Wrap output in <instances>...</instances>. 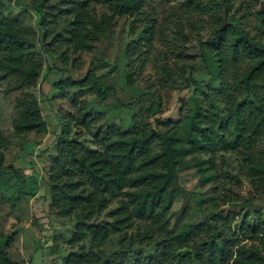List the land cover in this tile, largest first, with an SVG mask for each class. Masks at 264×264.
<instances>
[{
    "label": "trees",
    "instance_id": "1",
    "mask_svg": "<svg viewBox=\"0 0 264 264\" xmlns=\"http://www.w3.org/2000/svg\"><path fill=\"white\" fill-rule=\"evenodd\" d=\"M22 1L29 2L40 17L43 39L47 41L65 33L75 55L91 52L110 28L108 20L95 17L96 5L106 6L113 15L123 17L141 10L144 4V0H17V3ZM198 1L188 0L190 4ZM236 1L221 0L217 6L222 14L210 21L213 37L198 41L196 58L201 60L209 82L217 81L219 85L205 89L208 82L198 81L192 66L185 67L183 73L188 74L184 78L185 88L193 91L190 103H182L177 121L163 117L162 103L153 96L156 107L152 109L150 123L141 125L134 117L131 131L106 126L93 133L102 112L79 105L76 94L90 92L101 101L109 96L118 98L116 90L103 86V77L95 74V65L110 66L103 59H94L84 79L68 77L54 85L61 97L72 92V105L78 112L73 121L91 132L95 140V149L87 148L73 132L72 123L65 119L55 142L56 155L45 182L44 198L57 216L76 219L69 244L77 250L64 257L63 264H180L175 252L195 239L203 242L195 249V256L205 264L229 263L225 249L209 239L213 230L209 223L185 225L176 232L170 229V211L180 174L198 166L203 174L207 173L209 162L219 153L244 151L250 176L257 188L264 191V43L250 32L246 15L239 16L243 4L231 15ZM254 4L260 8L255 10L247 2L246 9L253 11L264 27V0H254ZM3 6L0 0V82L12 81L14 85L8 91L22 93L16 102L14 130L17 135L42 132L47 123L33 91L38 89L44 65L35 58L33 40L23 22L7 18ZM147 32L149 35L142 42L149 53L156 32L154 28ZM180 34L188 39L184 32ZM136 51L137 47L131 49L133 54ZM142 55L139 53V57ZM129 66L132 68V64ZM163 71L166 84L176 82L168 66ZM134 84V75L129 73L127 86ZM134 105L120 103L119 107L129 109ZM5 143L7 139L0 131V148ZM203 157L210 160L204 161ZM4 161V154L0 153V164ZM14 174L21 180L18 182H25L21 170L14 168ZM215 178L213 172L209 180ZM114 204L117 208L110 214L111 220L98 222ZM138 220L166 232V243L155 253L143 254L127 245L117 251L103 249L113 235L133 228ZM228 221L227 216L225 222ZM261 229V223H243L240 227L245 237L256 236ZM17 235L18 231L6 234L0 230V264H19L10 253ZM234 264H264V258L253 252Z\"/></svg>",
    "mask_w": 264,
    "mask_h": 264
},
{
    "label": "rangeland",
    "instance_id": "2",
    "mask_svg": "<svg viewBox=\"0 0 264 264\" xmlns=\"http://www.w3.org/2000/svg\"><path fill=\"white\" fill-rule=\"evenodd\" d=\"M2 2L7 18H18L23 22L33 40L35 58L44 65L38 89L33 93L40 101L47 128L42 132L17 135L14 130L16 102L22 93L8 91L14 82H0V131L7 139V143L0 148L5 157L4 164H0V230L6 234L18 231L10 253L19 264H63L64 257L77 250L69 244L76 219L74 216H57L44 198L45 182L56 155L55 142L65 119L72 123L73 132L87 148L95 149V140L91 132L73 121L77 119L78 112L72 105V92L67 97H61L54 85L68 77L84 79L94 59H103L110 66L95 65V74L103 77V86L116 90L118 98L109 96L101 101L90 92L76 94L79 105L102 112V119L93 133L106 126L131 131L134 117L141 125L150 123L156 107L153 96L162 103L163 117L177 121L182 103H190L193 91L185 88L184 78L188 75L183 73L185 67L192 66L196 71L195 78L208 82L205 89L219 85L217 81L209 82L210 78L196 55L198 41L213 37L210 21L211 17L222 14L217 6L221 0H199L196 4H190L188 0H144L141 10H133L123 17L113 15L106 6L96 5L95 17L108 20L110 28L91 52L78 55L70 48L65 33L47 41L43 39L40 17L29 2ZM247 2L255 10L260 8L254 0H237L231 15L243 4L239 16L246 15L250 21V32L264 43V27L251 13L253 11H247ZM151 28H154L156 36L153 48L147 53L148 48L142 41L148 37L147 31ZM134 47L137 51L133 54L131 49ZM139 53L143 55L139 57ZM164 66L172 70L176 82L165 83ZM129 73H133L135 78L131 87L127 86ZM120 103L135 105L128 109L119 107ZM202 159L209 161L210 157ZM247 159L244 151L219 153L209 162L211 165L207 173L203 174L199 166L183 171L175 187V201L170 211V229L176 232L185 225L209 223L213 229L209 239L229 254L227 264H234L235 260L246 258L253 252L264 258V191L257 188L256 181L251 178ZM14 168L21 170L26 177L25 182H18L21 180L14 174ZM213 172L216 178L210 181ZM116 208V204L111 206L97 221H110V214ZM227 216L229 221L225 222ZM243 223H261V233L245 237L240 231ZM167 239L165 231L138 220L133 228L113 235L103 249L111 252L127 245L143 254H153ZM194 243L198 246L195 247ZM202 243L195 239V242L176 251L180 264H205L203 259L195 256V249Z\"/></svg>",
    "mask_w": 264,
    "mask_h": 264
}]
</instances>
